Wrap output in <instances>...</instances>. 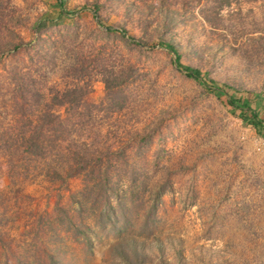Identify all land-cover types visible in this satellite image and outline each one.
<instances>
[{
  "label": "rangeland",
  "instance_id": "rangeland-1",
  "mask_svg": "<svg viewBox=\"0 0 264 264\" xmlns=\"http://www.w3.org/2000/svg\"><path fill=\"white\" fill-rule=\"evenodd\" d=\"M68 2L73 21L59 18L57 0H0V41L14 32L22 44L0 54V264H49L48 255L56 264H264V137L157 45L174 42L182 65L228 84L263 118L264 0L232 3L216 28L204 20L210 0ZM43 20L56 26L42 34L53 44L34 65L27 48ZM84 85L90 115L72 112L69 135L45 157L28 151L22 136L37 126L39 105L20 94ZM80 146L125 150L108 156V172L124 195L126 225L113 200L112 226L100 223L93 195L79 209L91 177L60 186L47 176L53 168L64 176Z\"/></svg>",
  "mask_w": 264,
  "mask_h": 264
},
{
  "label": "trees",
  "instance_id": "trees-1",
  "mask_svg": "<svg viewBox=\"0 0 264 264\" xmlns=\"http://www.w3.org/2000/svg\"><path fill=\"white\" fill-rule=\"evenodd\" d=\"M212 1V7L209 10L210 14L204 18L205 22L209 25H213V28H216L218 25V21L221 19V11L224 8L230 7L232 3L239 2L241 0H210ZM68 0H57V6L59 7V18L64 20H72V16L77 13L78 10H70L68 7ZM101 8V4L98 2L93 3L89 12H91L96 18L99 16V10ZM84 10L87 7L83 8ZM159 12L165 10V5L160 7ZM170 11V10H168ZM208 11H205L207 13ZM170 13L172 15L177 16L179 14L178 11L171 10ZM2 13L0 11V21L2 19ZM55 21V20H54ZM53 22V21H51ZM50 20H43L38 22L36 31L40 30L43 33H39L35 38L33 43H31V47L27 48V50H31L29 52V61L32 64H38L40 59L46 55L45 48L48 45H52L50 38L44 37V31L46 29H50L51 26ZM1 27V22H0ZM107 33H119L130 44H135L137 46H141L142 41L136 39L134 36L128 34L125 29H113L112 27H106ZM54 31V30H53ZM59 31V28L56 29ZM12 36V40L7 42L0 41V54L8 52L17 51L22 44L15 43L13 40L15 37L17 38V34L12 32L10 34ZM30 43L27 45L29 46ZM26 45V46H27ZM157 45L161 48H164L167 52L173 54L175 56V65L178 69H181L187 78H190L196 81L199 85L205 88L207 92H211L216 94V96L222 100V103L237 117H239L244 124L251 125L255 130L256 134L264 137V117L260 118L257 108L253 109L249 105V100L246 99L245 96L234 97L229 95L227 90H233L231 86L228 84H218L213 80H208L205 78L199 69L192 68L190 66H184L180 63L181 53L179 52V47L172 41H161L158 42ZM27 46V47H28ZM15 79L16 83L20 84L25 81V77L21 76V74H14L12 76ZM123 79L118 80V82H122ZM105 90L106 93H110L112 91V87L114 84L105 79ZM88 85L82 86L79 89L76 86H69L63 89H54V94H20L24 100L29 101L30 105L36 104L39 105L38 114L36 117L35 128L31 127L28 130V135H23V144L25 145L28 151H36L40 157H45L50 150V147L55 148L58 147L57 144L60 140L64 139L69 135V124L72 121V116L70 115L72 112H76V117L80 116L83 119L87 118L93 106L88 104L85 100L88 95L87 88ZM237 91V90H235ZM240 91V90H238ZM239 94V92H237ZM122 107H118L121 109ZM55 109V110H54ZM61 109L62 113H58L57 110ZM83 109V110H81ZM81 111L87 112L82 116ZM61 114H65L62 116ZM79 120V119H78ZM71 125V124H70ZM125 153V150L119 149L117 151L112 152L111 150H106L105 152H95L91 151L89 147L87 148L80 146L77 147L75 151H73V164L66 168V172L61 174L55 168L47 171V176L49 175V179L53 182L60 183V186L64 185L69 177H74L78 174L85 175L84 177H91L92 184L89 186V190L87 193H81V198L85 201L88 196L94 197V202L102 204L100 206L99 212V220L102 226L105 224L113 225L115 215H114V206L112 204L113 200L118 210L121 213L122 222L124 225L127 224L128 218L125 217L124 203L122 202L124 195L120 193V186L117 187L112 182V176L109 175L108 167H109V157L114 156L116 154ZM125 156V154H124ZM158 194V193H157ZM85 202L79 203V209L82 210ZM62 211V210H61ZM49 258V264H56L55 260L51 258V255L47 256Z\"/></svg>",
  "mask_w": 264,
  "mask_h": 264
},
{
  "label": "water",
  "instance_id": "water-1",
  "mask_svg": "<svg viewBox=\"0 0 264 264\" xmlns=\"http://www.w3.org/2000/svg\"><path fill=\"white\" fill-rule=\"evenodd\" d=\"M96 20H98V18H96Z\"/></svg>",
  "mask_w": 264,
  "mask_h": 264
}]
</instances>
